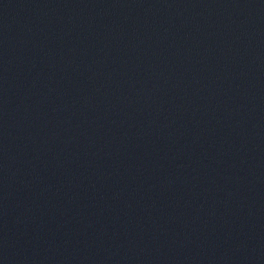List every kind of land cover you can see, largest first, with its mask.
Listing matches in <instances>:
<instances>
[{
  "label": "water",
  "instance_id": "1",
  "mask_svg": "<svg viewBox=\"0 0 264 264\" xmlns=\"http://www.w3.org/2000/svg\"><path fill=\"white\" fill-rule=\"evenodd\" d=\"M0 264H264V0H0Z\"/></svg>",
  "mask_w": 264,
  "mask_h": 264
}]
</instances>
